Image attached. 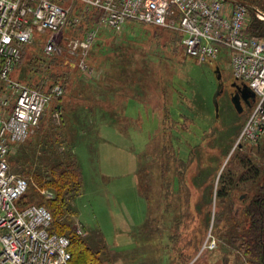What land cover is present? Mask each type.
Masks as SVG:
<instances>
[{"label":"rangeland","instance_id":"374dc122","mask_svg":"<svg viewBox=\"0 0 264 264\" xmlns=\"http://www.w3.org/2000/svg\"><path fill=\"white\" fill-rule=\"evenodd\" d=\"M250 1L264 13V0ZM251 14L257 17L250 11L247 25ZM103 30L84 72L64 49L63 92L18 147L28 152L39 138L41 155L50 123L58 127L51 133L58 143L72 140L77 116L85 120L75 145L82 190L71 202L73 228L86 229L102 264H258L243 234L264 180L256 173L264 170V136L254 143L242 137L252 108L237 112L230 100L229 58L223 53L200 63L186 54L177 32L139 22ZM78 35L63 29L64 37ZM35 37L12 73L21 83L36 82L26 62L47 36ZM216 66L223 86L217 110Z\"/></svg>","mask_w":264,"mask_h":264},{"label":"built area","instance_id":"2783aa9c","mask_svg":"<svg viewBox=\"0 0 264 264\" xmlns=\"http://www.w3.org/2000/svg\"><path fill=\"white\" fill-rule=\"evenodd\" d=\"M230 2L67 0L62 5L53 0H0V264H68L71 259L69 238L50 231L52 215L45 206L21 202L28 180L10 171V156L38 127L51 99L62 93L58 84L43 93L12 77L35 36H47L45 54L60 55L65 49L83 72L99 30L118 29L129 20L177 32L186 54L200 63L215 62L224 53L235 82L255 94L242 132L254 143L264 136V39L247 35L246 28L250 11L263 20L264 13L245 2ZM76 7L96 12L95 23L82 37H64L63 29L82 21ZM76 231L84 233L80 224Z\"/></svg>","mask_w":264,"mask_h":264},{"label":"trees","instance_id":"16d2710c","mask_svg":"<svg viewBox=\"0 0 264 264\" xmlns=\"http://www.w3.org/2000/svg\"><path fill=\"white\" fill-rule=\"evenodd\" d=\"M53 1H57L62 5L67 4V0ZM227 1H240L255 6L250 0ZM76 8V13L83 17L82 21L77 27H69L68 30L70 32L77 31L78 34H80L77 37H82L83 33L81 29L83 26L88 27V25H94L95 18L93 17L96 15V12L82 11L81 7ZM129 22L134 21L129 20ZM113 30L114 29L110 31L106 30V32L111 33ZM103 31V28L100 29L98 36H101ZM246 34L264 39V20L251 14L246 28ZM37 55L38 56H30L26 62L29 71L33 73L28 74V77L30 79L35 77L36 82L30 83L25 81L24 84L43 93H48L58 84V78L64 73H61L60 68H58L62 65V59L64 56L63 54L52 56L47 55L43 50L37 53ZM23 57L24 52L20 61ZM73 64L75 65L74 61ZM76 72L77 71H75V75L77 74ZM20 79H18V81L21 82ZM47 81H49L50 84L46 85ZM45 85L48 86V88H45ZM58 85L63 92L64 86L62 83ZM94 115L95 114H93V116ZM94 118L96 120H102L100 116H95ZM82 120L80 121L77 116L75 132L73 131L74 133L71 137L72 140H69L68 138L58 140L59 145L64 148L63 151H59L55 146L58 143L55 142V140H52L51 133H57L56 129L58 127L53 123H50L47 127L48 132L44 135L45 148L44 151L41 150V155L40 152L36 150V145L40 141L38 138L35 142L36 145L31 144L29 146L28 152H26L25 147L19 148L17 146L19 149L10 156L9 163L11 162V171L13 173L21 174L28 180L29 190L27 188V191L21 197V202L24 204H29L30 202L45 206L52 215L50 231L66 235L69 238L71 259L68 264H102L100 249L94 247L90 243V240L84 236V233H87L86 229H83V234H77L73 228L75 222L74 218H76L77 212L72 209L71 202L81 194L82 190V173L75 156L77 134L80 133V127L85 125V122H82ZM95 134H97V132H88V135H91V137L95 136ZM32 153H34L33 157L38 153V158L36 156L35 159H33V157H31ZM51 154L54 158L51 157ZM44 160H46V163H44ZM256 173L258 176H264V170L262 168H256ZM221 183L223 184V182ZM41 189L51 192L52 196L47 197L45 194V196L39 194L38 190ZM259 189L260 194L253 197L248 206L249 211L251 212L249 213L251 217V225L249 226L248 231L243 234V244L245 245V249L248 250V253L258 258V264H264V209H261L264 207V180ZM217 195L218 197H221L224 193L222 190H219Z\"/></svg>","mask_w":264,"mask_h":264},{"label":"water","instance_id":"95a60500","mask_svg":"<svg viewBox=\"0 0 264 264\" xmlns=\"http://www.w3.org/2000/svg\"><path fill=\"white\" fill-rule=\"evenodd\" d=\"M215 73L217 74V79L219 80L217 89L214 93L213 96V103L214 106L216 108V110L218 109V103H217V97L220 95V93L222 92V83H221V75H220V69L218 67L215 68ZM235 86L236 88V92L235 94L231 97V102L234 106V108L236 109L237 112H241L242 111V105H241V100L243 102H245L247 105H252L254 100H255V94L254 92L246 85V84H232Z\"/></svg>","mask_w":264,"mask_h":264},{"label":"flooded vegetation","instance_id":"af4514ba","mask_svg":"<svg viewBox=\"0 0 264 264\" xmlns=\"http://www.w3.org/2000/svg\"><path fill=\"white\" fill-rule=\"evenodd\" d=\"M237 82H235V81H233L232 83H231V85H230V88H231V91H230V100H231V97L235 94V92L237 91L236 90V88H235V86L234 85H232V84H236ZM241 105H242V111H244L245 109H249V108H251V106L252 105H247L245 102H243L242 100H241ZM241 111V112H242Z\"/></svg>","mask_w":264,"mask_h":264},{"label":"crops","instance_id":"0c3cea01","mask_svg":"<svg viewBox=\"0 0 264 264\" xmlns=\"http://www.w3.org/2000/svg\"><path fill=\"white\" fill-rule=\"evenodd\" d=\"M217 67V66H216Z\"/></svg>","mask_w":264,"mask_h":264}]
</instances>
